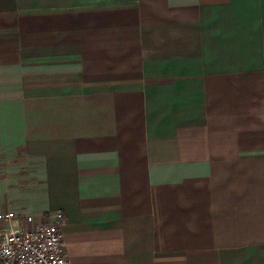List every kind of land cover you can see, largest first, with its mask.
<instances>
[{
  "label": "crops",
  "instance_id": "0c3cea01",
  "mask_svg": "<svg viewBox=\"0 0 264 264\" xmlns=\"http://www.w3.org/2000/svg\"><path fill=\"white\" fill-rule=\"evenodd\" d=\"M8 211L71 264H264V0H0Z\"/></svg>",
  "mask_w": 264,
  "mask_h": 264
},
{
  "label": "built area",
  "instance_id": "2783aa9c",
  "mask_svg": "<svg viewBox=\"0 0 264 264\" xmlns=\"http://www.w3.org/2000/svg\"><path fill=\"white\" fill-rule=\"evenodd\" d=\"M62 213L34 225V218L23 221L12 211L0 213V264H71L61 231Z\"/></svg>",
  "mask_w": 264,
  "mask_h": 264
}]
</instances>
